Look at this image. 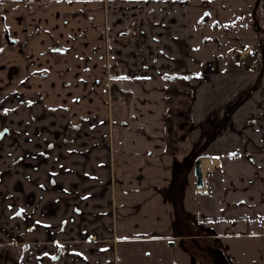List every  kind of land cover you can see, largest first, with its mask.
<instances>
[{"label":"crops","instance_id":"1","mask_svg":"<svg viewBox=\"0 0 264 264\" xmlns=\"http://www.w3.org/2000/svg\"><path fill=\"white\" fill-rule=\"evenodd\" d=\"M249 1L215 5L248 15ZM199 3L0 0V264H116L121 243H171L193 212L218 227L207 216L238 213L242 192L263 214L264 63L194 58ZM243 43L251 54L252 37L229 46ZM177 73L193 74L204 193L165 150L164 76Z\"/></svg>","mask_w":264,"mask_h":264},{"label":"rangeland","instance_id":"2","mask_svg":"<svg viewBox=\"0 0 264 264\" xmlns=\"http://www.w3.org/2000/svg\"><path fill=\"white\" fill-rule=\"evenodd\" d=\"M220 1L200 0V5L195 8L196 12L192 16V47L196 49L193 54L194 58H198L204 51L214 52L217 48L223 52L226 50L228 61L234 65L237 54L242 56L245 52L246 56H242L244 62L247 64L252 61L259 62L262 70L261 63H264V1L250 0L253 2V11L248 15L241 14V10L232 15L230 7L227 10H221L215 5ZM222 1L231 2L233 0ZM215 22L217 25H214ZM245 36L254 39V49L251 50V54H249L248 48H245L244 43L229 46L234 41H242ZM205 37L208 38L207 41H205ZM211 59L206 55L202 62L207 63ZM188 138L175 154L178 156L179 171L189 168L193 178L194 161L199 154L195 153L192 141ZM188 155L191 157L184 160ZM204 167L206 169V166ZM187 179L184 176V183L181 184L184 197L185 194H192V186L187 185ZM238 203V213L225 212L207 216L208 221H216L221 224L218 227L202 225L203 223H200L196 213H191L185 220L182 219L180 233L175 240L173 239V243L160 244L161 242L158 241L121 243L119 249L116 247V264H214L209 258L210 256H203L199 252L192 241L193 237L200 242L220 247L230 259L228 264H264V227L259 226L257 235H251L249 234L251 228L247 224L253 217L264 221V212L261 214L246 211L248 208L247 197L243 195V192L239 196ZM229 222H233L231 229L228 228ZM234 230L235 232H231Z\"/></svg>","mask_w":264,"mask_h":264},{"label":"trees","instance_id":"3","mask_svg":"<svg viewBox=\"0 0 264 264\" xmlns=\"http://www.w3.org/2000/svg\"><path fill=\"white\" fill-rule=\"evenodd\" d=\"M163 87L165 150L177 153L193 133V74H166Z\"/></svg>","mask_w":264,"mask_h":264},{"label":"water","instance_id":"4","mask_svg":"<svg viewBox=\"0 0 264 264\" xmlns=\"http://www.w3.org/2000/svg\"><path fill=\"white\" fill-rule=\"evenodd\" d=\"M239 56V54H237V57ZM4 133H7V129L2 131V135H0V137L3 136ZM191 156L188 155L186 156V158L184 160H188ZM211 157L209 155H199L195 161H194V174H195V178H196V187L198 189L199 192L204 193L205 190V178H204V172H205V167L203 165L204 161H210ZM195 238V237H193ZM195 240V239H194ZM171 243H173L174 241L171 240ZM211 255L213 256V263L214 264H228L229 263V258L226 255V253L220 248V247H213L210 246L209 248Z\"/></svg>","mask_w":264,"mask_h":264},{"label":"flooded vegetation","instance_id":"5","mask_svg":"<svg viewBox=\"0 0 264 264\" xmlns=\"http://www.w3.org/2000/svg\"><path fill=\"white\" fill-rule=\"evenodd\" d=\"M264 0H261V2H263ZM110 71H111V68H108L107 69V76H108V80H109V82H110V80H111V78H112V75L110 74ZM110 74V75H109ZM108 89H109V104H111L112 105V102H113V100H114V98L116 97V91L114 90V86H113V84H112V82H110L109 83V85H108ZM5 130V129H4ZM2 131L3 130H1L0 131V133H2ZM4 135H6V133H4L3 134V136ZM2 136V137H3ZM1 138V137H0ZM179 216L181 217V215L179 214ZM261 228H263V225H259ZM258 226V227H259ZM195 239V240H194ZM18 240L19 241H24V237L22 236H20V238H18ZM192 241H193V243L197 246V248L199 249V252L203 255V256H210L209 258L213 261V256L211 255V253H210V246H212L211 245V243H205V242H200L199 240H197L196 238H192ZM213 247H215V246H213ZM229 262H230V259H229Z\"/></svg>","mask_w":264,"mask_h":264},{"label":"snow or ice","instance_id":"6","mask_svg":"<svg viewBox=\"0 0 264 264\" xmlns=\"http://www.w3.org/2000/svg\"><path fill=\"white\" fill-rule=\"evenodd\" d=\"M207 15V14H206ZM5 111H8V110H5ZM0 135H2V133H0Z\"/></svg>","mask_w":264,"mask_h":264},{"label":"built area","instance_id":"7","mask_svg":"<svg viewBox=\"0 0 264 264\" xmlns=\"http://www.w3.org/2000/svg\"><path fill=\"white\" fill-rule=\"evenodd\" d=\"M22 2L25 1V0H21Z\"/></svg>","mask_w":264,"mask_h":264}]
</instances>
